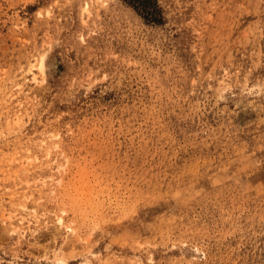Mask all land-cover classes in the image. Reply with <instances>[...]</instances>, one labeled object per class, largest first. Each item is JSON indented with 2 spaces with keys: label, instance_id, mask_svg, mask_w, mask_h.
Here are the masks:
<instances>
[{
  "label": "rangeland",
  "instance_id": "obj_1",
  "mask_svg": "<svg viewBox=\"0 0 264 264\" xmlns=\"http://www.w3.org/2000/svg\"><path fill=\"white\" fill-rule=\"evenodd\" d=\"M156 2L0 0V264H264V0Z\"/></svg>",
  "mask_w": 264,
  "mask_h": 264
},
{
  "label": "trees",
  "instance_id": "obj_2",
  "mask_svg": "<svg viewBox=\"0 0 264 264\" xmlns=\"http://www.w3.org/2000/svg\"><path fill=\"white\" fill-rule=\"evenodd\" d=\"M128 5L140 13L150 23L155 25L163 24V17L156 0H124Z\"/></svg>",
  "mask_w": 264,
  "mask_h": 264
},
{
  "label": "bare ground",
  "instance_id": "obj_3",
  "mask_svg": "<svg viewBox=\"0 0 264 264\" xmlns=\"http://www.w3.org/2000/svg\"><path fill=\"white\" fill-rule=\"evenodd\" d=\"M39 71H40L39 73H36L34 71L31 72V83L33 85H38L43 81V78H42V76L44 74L43 73L44 72L43 61L40 62ZM41 73H42V75H40ZM40 78H41V80H40ZM58 226L63 227L61 220H59ZM63 264H67V263L64 262Z\"/></svg>",
  "mask_w": 264,
  "mask_h": 264
}]
</instances>
